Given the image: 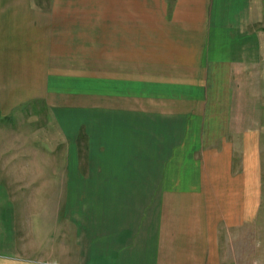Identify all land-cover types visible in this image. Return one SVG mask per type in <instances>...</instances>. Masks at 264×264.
<instances>
[{"label":"crops","instance_id":"1","mask_svg":"<svg viewBox=\"0 0 264 264\" xmlns=\"http://www.w3.org/2000/svg\"><path fill=\"white\" fill-rule=\"evenodd\" d=\"M263 152L264 0H0V264H224Z\"/></svg>","mask_w":264,"mask_h":264},{"label":"rangeland","instance_id":"2","mask_svg":"<svg viewBox=\"0 0 264 264\" xmlns=\"http://www.w3.org/2000/svg\"><path fill=\"white\" fill-rule=\"evenodd\" d=\"M262 166L264 170V152ZM42 208L35 213V217L28 215L25 221L26 231L32 233V238L36 241L38 238L40 242V248L29 253L33 255L37 264H61L62 222L52 216L48 217ZM222 253L224 264H264V174L255 221L245 227L244 233L238 239H233L232 242L224 240Z\"/></svg>","mask_w":264,"mask_h":264}]
</instances>
